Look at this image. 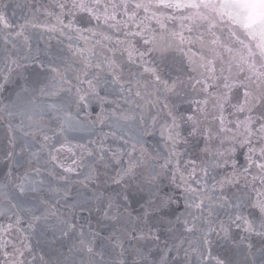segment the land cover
<instances>
[{
  "label": "snow or ice",
  "instance_id": "1",
  "mask_svg": "<svg viewBox=\"0 0 264 264\" xmlns=\"http://www.w3.org/2000/svg\"><path fill=\"white\" fill-rule=\"evenodd\" d=\"M0 264H264V0H0Z\"/></svg>",
  "mask_w": 264,
  "mask_h": 264
}]
</instances>
